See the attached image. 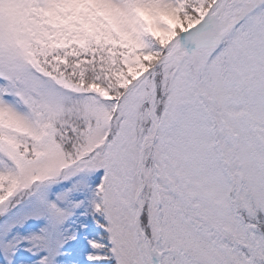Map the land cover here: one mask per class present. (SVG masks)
Instances as JSON below:
<instances>
[{"label": "snow or ice", "instance_id": "obj_1", "mask_svg": "<svg viewBox=\"0 0 264 264\" xmlns=\"http://www.w3.org/2000/svg\"><path fill=\"white\" fill-rule=\"evenodd\" d=\"M0 264H264V0H0Z\"/></svg>", "mask_w": 264, "mask_h": 264}]
</instances>
